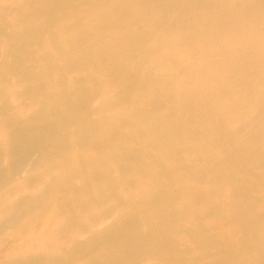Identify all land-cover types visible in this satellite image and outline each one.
<instances>
[{"label": "bare ground", "instance_id": "6f19581e", "mask_svg": "<svg viewBox=\"0 0 264 264\" xmlns=\"http://www.w3.org/2000/svg\"><path fill=\"white\" fill-rule=\"evenodd\" d=\"M76 260L264 264V0H0V264Z\"/></svg>", "mask_w": 264, "mask_h": 264}, {"label": "rangeland", "instance_id": "374dc122", "mask_svg": "<svg viewBox=\"0 0 264 264\" xmlns=\"http://www.w3.org/2000/svg\"><path fill=\"white\" fill-rule=\"evenodd\" d=\"M76 244H78L79 245V243L77 242ZM80 262L79 261H75V262H72V264H79Z\"/></svg>", "mask_w": 264, "mask_h": 264}]
</instances>
